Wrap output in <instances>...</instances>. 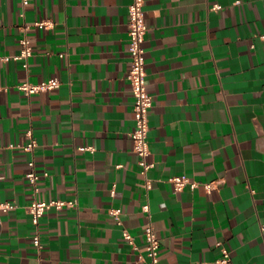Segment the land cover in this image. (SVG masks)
Wrapping results in <instances>:
<instances>
[{"label": "crops", "instance_id": "crops-1", "mask_svg": "<svg viewBox=\"0 0 264 264\" xmlns=\"http://www.w3.org/2000/svg\"><path fill=\"white\" fill-rule=\"evenodd\" d=\"M131 2L0 0V202L16 205L1 212L0 264H147V224L160 264H219L224 250L264 264V0H145L146 174L131 137ZM24 38L27 66L14 58ZM52 77V90L18 88ZM183 174L201 184L176 191ZM34 199L76 204L36 226Z\"/></svg>", "mask_w": 264, "mask_h": 264}, {"label": "built area", "instance_id": "built-area-1", "mask_svg": "<svg viewBox=\"0 0 264 264\" xmlns=\"http://www.w3.org/2000/svg\"><path fill=\"white\" fill-rule=\"evenodd\" d=\"M29 0H23L26 5ZM145 0H132L128 7V34H129V55L131 58V66L127 73V80L131 84L132 94L134 97V114H135V127L131 132V137L134 141V150L139 156V164L142 167V173L146 174L150 169L151 164L148 162L150 154V145L148 134L150 130V110L153 107V96L148 90L147 83V61L146 49L144 46L146 35L149 30L145 19ZM40 24H43L40 23ZM33 50L30 41L27 38L21 40V50L15 59L24 60V65L27 66V59L32 55ZM60 80L58 77H52L43 80L39 83H31L25 81L18 85V88L25 92L26 95H31L40 91H48L55 89L59 86ZM30 141L24 146L26 151H32L37 145L36 140L33 138L32 130L27 132ZM87 147H82L86 149ZM30 170L26 173V178L34 185L35 190L39 188L37 182L40 178L39 173L35 169V161H29ZM176 191H182L187 186L192 188L198 187L201 183L191 179L188 175H176L170 178ZM207 191L215 189V183H202ZM148 187L151 183L148 181ZM75 201L52 199L48 201H41L34 199L27 205L26 210L30 214L34 225L38 226L40 219L51 208L62 209L66 206H74ZM16 205L12 202H0V231H1V212H8L14 209ZM145 212L149 211V205L145 204L143 207ZM111 214L116 218L118 223H121L122 210L119 207L112 208ZM146 238V263L147 264H160V238L152 224H147L144 229ZM124 238L133 243V237L127 231L124 232ZM34 243L36 246L41 247V240L39 234L34 236ZM219 264H236L233 262L229 251H223V257L218 260Z\"/></svg>", "mask_w": 264, "mask_h": 264}]
</instances>
